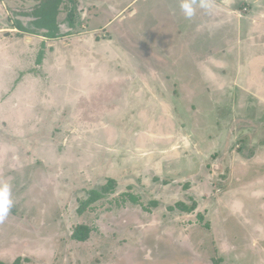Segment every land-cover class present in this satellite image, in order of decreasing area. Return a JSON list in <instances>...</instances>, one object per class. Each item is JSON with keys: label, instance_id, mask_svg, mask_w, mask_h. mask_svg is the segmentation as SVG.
I'll use <instances>...</instances> for the list:
<instances>
[{"label": "rangeland", "instance_id": "obj_1", "mask_svg": "<svg viewBox=\"0 0 264 264\" xmlns=\"http://www.w3.org/2000/svg\"><path fill=\"white\" fill-rule=\"evenodd\" d=\"M81 1L97 13L87 8L85 29L77 26L69 44L57 40L56 56L48 55L71 66L67 72L35 69L47 49L37 39L33 47L27 36L0 35V263L180 264L175 250L203 244L193 264H264L256 231L264 227L263 149L227 197L239 203L243 224L214 202L191 214L167 209L195 202L185 176L191 161L212 154L202 135L216 134L211 149L219 148L235 120L264 109L246 105L232 84L238 73L239 83L264 85V34L249 41L244 25L237 29L206 0ZM215 56L225 62L209 64L212 79L200 71ZM208 165L216 185L223 170ZM219 222L211 250L199 236L216 233Z\"/></svg>", "mask_w": 264, "mask_h": 264}, {"label": "crops", "instance_id": "obj_2", "mask_svg": "<svg viewBox=\"0 0 264 264\" xmlns=\"http://www.w3.org/2000/svg\"><path fill=\"white\" fill-rule=\"evenodd\" d=\"M206 1L207 3H209L211 7L222 10V12L226 14L227 19L229 21L231 20L232 22H235L237 24L236 27L237 29H239L240 27L242 28V26L244 25L245 27L244 35L246 38H248L249 41H251L253 37L258 39V37H261V35L264 34V4L262 0H206ZM38 3L39 0H0V35L1 34L5 36L14 35L15 37L19 36L21 38L23 36H27L25 38L26 41L28 42V44L33 45V47L36 45L34 43L36 42L35 39H37V42H39L41 46L42 45L47 46V49H45L42 56L37 57L36 62H33L35 69L37 70L43 69L48 64H50L51 67L54 66L55 68L59 67L60 65H63L64 68L62 70H64V72H67L71 69L70 68L71 66H69L68 64L61 63L60 61H58V59L50 60V58L48 59V55L52 54L56 56L55 47H57L56 46L57 40H60L63 45L69 44L72 35L79 33L77 32L78 27L82 30L85 29L86 26L85 24H83L85 23L84 19L87 16L91 15L88 12H86V9L92 8L91 12L97 13L96 6L94 4H89L88 6H85V4L81 0H77L74 10L73 23L70 24V22L67 19V14L69 10L72 8V6L68 8L70 1L64 0L60 5L59 13L57 16V21L59 24V34L55 38H50L46 36L45 34L46 31L44 29L35 28L34 25L32 24L33 17L30 15V13ZM122 13L123 11L118 12L116 17L120 16ZM235 20H237V22ZM17 23H20L25 30L18 29L16 27ZM97 32L98 31L94 32L93 37H95V35L98 34ZM1 41L2 40H0V42ZM215 59H217L216 56L212 57L211 59L207 58L202 63L204 64L203 69L201 71L199 70L203 74L205 72L204 75H206V77L208 78L211 76V78L214 79L213 75L210 74L209 64L214 65L215 63H217V65L220 66L224 65L225 62L224 58L220 57L218 58V60ZM258 59L259 60H255V61H259V62L263 61L261 58ZM95 62L96 61L91 62L90 65L92 66L93 64H95ZM237 74L236 76L233 77L232 84L235 85V87L239 88L247 96L246 105H248V103H250V105H253L255 103L264 104V85L255 84V82L252 83L247 80L246 84L249 85L246 86L245 84L239 83V79H238L239 74L238 75ZM140 85L144 86L143 84H141V82ZM235 100L236 98L228 95L226 102L228 103V105L232 106L235 105L234 104ZM260 111L261 113L259 115L257 114V112L255 113L253 119L250 118L244 120L239 118L235 120L233 124L231 123L232 124L230 126L231 129H228L226 133V136H228V138H226V140L220 139V144L222 145H219V148L215 147L214 149L213 148L211 149V147L216 142L215 140L216 139L218 140V136L216 134H213L212 132L211 133L206 132L207 135L206 134L202 135L203 139L206 140L204 146L206 148V151L212 154H209L207 159L202 158L204 160L203 163H199L198 165L193 161H191L192 167L190 171L186 173L187 175L185 176L186 179H188L190 185L189 189L191 191L188 192V196L193 197L195 202L192 201V205L188 206L183 201H175L174 203L170 204L167 207V209L172 211L178 210V212L183 214H189V213L191 214L197 207V204L200 205L201 203H203L205 205V203L211 204L212 202H214L213 206L215 207V209L220 210L222 208L223 210L222 214H226L227 216L233 218L236 221L240 220V222L243 224V221H241L242 212L240 210L239 203L237 202L238 204L237 203L232 204L230 202L231 200H229L232 195L229 197V199L227 197L229 196V194L233 193L234 191H237V187L240 186L235 182L237 172L241 170L246 163L250 162V160H253L257 157L259 153L258 152L259 149L264 150V109ZM244 122H247V124L244 125ZM214 156L216 157V159H213ZM213 160L218 162L220 161V163L214 164L212 162ZM227 161H231L230 164ZM208 163L211 165V167H213L212 170H214L216 174L218 173V175H220L219 171L223 170L222 174L224 176L223 179L219 181L218 184H216L217 190H214V187L216 185L212 183L213 181L212 179L215 178V174L213 175L210 174V172L209 173L207 172V170H209ZM263 163H264V159H263ZM236 166L237 167L239 166L240 169H238ZM258 186L259 188L262 187V185H258ZM262 198L264 197L262 196ZM233 199L235 201H238L236 199V196H234ZM206 200L209 201L206 202ZM176 203L182 204V206H185V209H180L177 208L176 206L174 207ZM197 211L196 214L198 216L199 214ZM211 222L210 223L212 225L215 224L214 221ZM218 224L219 227H216L217 228L216 233L215 232L210 234L205 233V235H202L201 233L199 236V237L206 236L205 239L207 241V245L209 249H211L210 241L215 242L214 240L217 239V236L221 232L220 229L221 223L219 222ZM256 231L258 235L261 237L259 239L264 240L263 239L264 227H262L260 224H256ZM190 239L191 241H193L192 237H190ZM252 240L253 242H255L256 238H253ZM168 245L170 247H173V245L170 243ZM213 247L216 248L215 244ZM143 249H144V243L143 245L138 246L137 252L138 253L139 251L142 252ZM196 249L197 250L194 251V246L190 245V248H185L184 250V252L186 250H189L188 253L185 252L187 254H183L182 251L180 250L178 251L175 250L171 257L173 259L175 258V256H177V254H182L180 255V258L182 259L179 258V260L181 261L180 264H193L191 260V259L195 260L194 259L195 256H193L194 255L193 253L205 250L203 248V244ZM149 252L150 254L151 252L153 253L152 249L149 250ZM171 252H172L171 250H168V255ZM150 254L149 256L143 258L149 260ZM221 254L223 255L224 253ZM16 256H20V255H16ZM158 256L160 257V255ZM18 259L19 258H16L15 261H17ZM1 261L2 259L0 258V262ZM14 262L12 264H14ZM232 263L234 264V262Z\"/></svg>", "mask_w": 264, "mask_h": 264}, {"label": "trees", "instance_id": "obj_3", "mask_svg": "<svg viewBox=\"0 0 264 264\" xmlns=\"http://www.w3.org/2000/svg\"><path fill=\"white\" fill-rule=\"evenodd\" d=\"M64 0H41L31 11L30 15L33 17L32 24L35 28L44 29L46 32V36L50 38H55L59 34V24L57 21V16L59 13L60 5ZM72 4V8L69 10L67 14V19L70 24L73 23L74 19V10L77 3V0H69ZM16 27L20 30H25L24 27L17 23ZM108 186L110 189L114 188L115 182L113 180L108 181ZM107 190L106 187H103L100 192H93L95 198H99L103 195V193ZM185 209V206H182L180 203H176L174 207ZM74 238L77 240L84 239V236H79L77 234H73ZM17 261L14 262L16 264Z\"/></svg>", "mask_w": 264, "mask_h": 264}]
</instances>
